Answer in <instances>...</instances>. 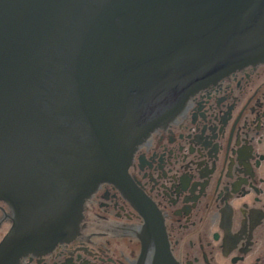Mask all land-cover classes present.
<instances>
[{
	"label": "water",
	"instance_id": "obj_1",
	"mask_svg": "<svg viewBox=\"0 0 264 264\" xmlns=\"http://www.w3.org/2000/svg\"><path fill=\"white\" fill-rule=\"evenodd\" d=\"M263 62L264 0H0V264L76 236L103 184L136 200L154 264H174L128 175L155 128L140 122Z\"/></svg>",
	"mask_w": 264,
	"mask_h": 264
},
{
	"label": "flooded vegetation",
	"instance_id": "obj_2",
	"mask_svg": "<svg viewBox=\"0 0 264 264\" xmlns=\"http://www.w3.org/2000/svg\"><path fill=\"white\" fill-rule=\"evenodd\" d=\"M174 97L140 122L155 128L128 169L174 264H264V62L199 89L177 112ZM13 218L0 203V243ZM145 228L136 200L103 184L76 236L19 264H154Z\"/></svg>",
	"mask_w": 264,
	"mask_h": 264
}]
</instances>
